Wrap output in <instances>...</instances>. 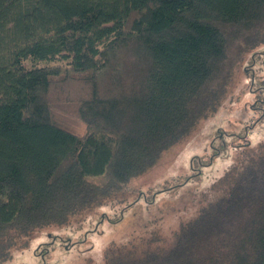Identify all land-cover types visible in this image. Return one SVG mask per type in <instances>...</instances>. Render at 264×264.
Wrapping results in <instances>:
<instances>
[{"label":"trees","instance_id":"trees-1","mask_svg":"<svg viewBox=\"0 0 264 264\" xmlns=\"http://www.w3.org/2000/svg\"><path fill=\"white\" fill-rule=\"evenodd\" d=\"M263 42L264 0H0V246L123 191L217 108ZM58 84L72 116L50 99ZM106 261L264 264V149L171 246Z\"/></svg>","mask_w":264,"mask_h":264},{"label":"rangeland","instance_id":"rangeland-1","mask_svg":"<svg viewBox=\"0 0 264 264\" xmlns=\"http://www.w3.org/2000/svg\"><path fill=\"white\" fill-rule=\"evenodd\" d=\"M69 90L70 84H58L50 92L66 116H72L62 107L68 95L74 97ZM73 99L68 110H75ZM70 128L80 132L84 125L76 119ZM263 149L264 42L238 64L217 108L152 167L123 191L64 224L45 226L9 247L0 246V264H107L112 248L128 246L142 255L149 248L169 247L180 226L219 199Z\"/></svg>","mask_w":264,"mask_h":264}]
</instances>
